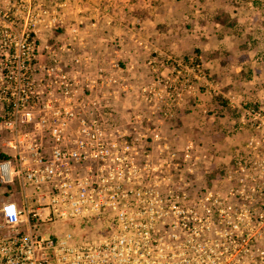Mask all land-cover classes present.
I'll return each mask as SVG.
<instances>
[{
  "label": "rangeland",
  "instance_id": "obj_1",
  "mask_svg": "<svg viewBox=\"0 0 264 264\" xmlns=\"http://www.w3.org/2000/svg\"><path fill=\"white\" fill-rule=\"evenodd\" d=\"M183 76L190 89L168 87ZM18 82L33 105L19 133L33 131L42 100L61 94L48 82H78L72 105L91 113L106 142H135L136 128L137 186L189 192L192 205L208 192L209 205L217 193L241 205L229 198L240 189L237 162L264 153V0H0V163L12 166L19 158L4 123L11 88L22 96ZM150 90L162 99L145 101ZM42 129L35 137L47 158ZM10 192L18 183L0 177V201Z\"/></svg>",
  "mask_w": 264,
  "mask_h": 264
},
{
  "label": "built area",
  "instance_id": "obj_2",
  "mask_svg": "<svg viewBox=\"0 0 264 264\" xmlns=\"http://www.w3.org/2000/svg\"><path fill=\"white\" fill-rule=\"evenodd\" d=\"M181 80L168 87H192L185 76ZM48 83L61 94L40 102L39 120L28 133H19L17 120L32 121L30 89L18 82L22 96H15L11 88L6 146L19 159L16 166L1 162L0 177L9 182L17 178L34 207L0 201V264H264V153L248 167L237 162L235 173L241 174L233 180L240 189L229 192V198L242 200L241 205H223L218 193L212 205L209 192L200 205H192L185 191L162 196L136 184V128L131 132L135 142H106L91 113L72 105L70 95L78 82ZM149 94L144 96L148 103L162 99L160 91ZM174 94L179 92L167 96L174 100ZM6 102L12 104L9 98ZM44 127L47 158L35 137ZM105 216L109 224L97 232L95 225ZM44 225L48 227L41 230ZM48 230H54V238Z\"/></svg>",
  "mask_w": 264,
  "mask_h": 264
},
{
  "label": "crops",
  "instance_id": "obj_3",
  "mask_svg": "<svg viewBox=\"0 0 264 264\" xmlns=\"http://www.w3.org/2000/svg\"><path fill=\"white\" fill-rule=\"evenodd\" d=\"M14 180L16 181V183H18V185H20L19 180L17 178ZM4 182L9 183V181H4ZM4 198H6V200H11L15 202L20 208L26 206L27 204L29 207H34L29 199H25L24 193L22 192L20 186H19V192H10L4 195Z\"/></svg>",
  "mask_w": 264,
  "mask_h": 264
},
{
  "label": "trees",
  "instance_id": "obj_4",
  "mask_svg": "<svg viewBox=\"0 0 264 264\" xmlns=\"http://www.w3.org/2000/svg\"><path fill=\"white\" fill-rule=\"evenodd\" d=\"M225 104H226V102H225Z\"/></svg>",
  "mask_w": 264,
  "mask_h": 264
}]
</instances>
